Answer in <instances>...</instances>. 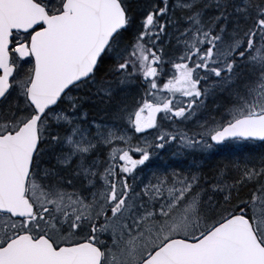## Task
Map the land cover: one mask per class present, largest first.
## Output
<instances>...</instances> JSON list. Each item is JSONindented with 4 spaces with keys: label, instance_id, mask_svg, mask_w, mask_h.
Listing matches in <instances>:
<instances>
[{
    "label": "snow or ice",
    "instance_id": "obj_1",
    "mask_svg": "<svg viewBox=\"0 0 264 264\" xmlns=\"http://www.w3.org/2000/svg\"><path fill=\"white\" fill-rule=\"evenodd\" d=\"M0 264H264V0H0Z\"/></svg>",
    "mask_w": 264,
    "mask_h": 264
},
{
    "label": "rangeland",
    "instance_id": "obj_2",
    "mask_svg": "<svg viewBox=\"0 0 264 264\" xmlns=\"http://www.w3.org/2000/svg\"><path fill=\"white\" fill-rule=\"evenodd\" d=\"M162 156H165V154H161ZM172 159H175L174 157H171L170 155L165 156V162L170 161ZM157 160H160V157H157Z\"/></svg>",
    "mask_w": 264,
    "mask_h": 264
}]
</instances>
